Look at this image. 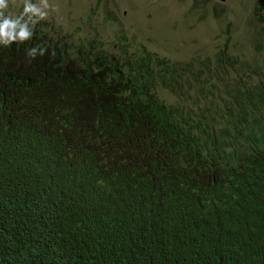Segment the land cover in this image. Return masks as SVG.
Segmentation results:
<instances>
[{"label":"trees","instance_id":"trees-1","mask_svg":"<svg viewBox=\"0 0 264 264\" xmlns=\"http://www.w3.org/2000/svg\"><path fill=\"white\" fill-rule=\"evenodd\" d=\"M25 7L0 34V264H264V76L220 90L224 52H114Z\"/></svg>","mask_w":264,"mask_h":264},{"label":"rangeland","instance_id":"rangeland-1","mask_svg":"<svg viewBox=\"0 0 264 264\" xmlns=\"http://www.w3.org/2000/svg\"><path fill=\"white\" fill-rule=\"evenodd\" d=\"M30 1L40 19L54 23L48 34L60 30L74 42L95 40L117 52L120 43L126 41L132 49H143L175 63H191L203 69L206 62L217 64L215 56L222 49L248 63H260L253 46L264 36V23L256 20L253 5L244 15L249 0H227L223 6L204 0ZM28 2L9 3V8L3 10L2 23L5 19L14 22L18 10ZM239 23L245 24L255 36L248 38ZM170 93L162 92V96L172 100Z\"/></svg>","mask_w":264,"mask_h":264},{"label":"clouds","instance_id":"clouds-1","mask_svg":"<svg viewBox=\"0 0 264 264\" xmlns=\"http://www.w3.org/2000/svg\"><path fill=\"white\" fill-rule=\"evenodd\" d=\"M205 2L212 1L215 3H220V6H223L224 2L227 0H204ZM23 11L28 12L29 15H36V17H39L35 10L33 9V3L32 4H27ZM254 7L253 12L255 14L256 20L259 21V23H264V8L260 9L261 12H258V7L260 8L262 5H264V0H249V7L248 10L246 11V14L249 13V10L251 7ZM9 8V0H0V17L4 15L3 10H7ZM19 11V10H18ZM23 13V12H22ZM27 17L28 18V15ZM242 15V16H244ZM263 15V16H261ZM26 18L23 17V19L27 20ZM17 26L16 23H14L11 19H5L2 24H0V34H8L7 30L8 29H15ZM239 26L242 27L247 31V37L255 36L249 29L248 27L243 24L239 23ZM233 30V28H232ZM21 37H25L29 35L25 31H21L20 33ZM247 44V41H244V46ZM254 53L259 56L260 58V63L259 64H254V63H248L240 58H237L235 56L230 55L225 49L220 50L216 56L220 57L221 52H224V54L228 57H235L234 60L237 61L234 66L230 69L226 68H219V70L216 72L214 75L215 80L218 81L217 88L220 90H224L223 87L224 85H228L229 87H233V85L238 82L236 93L242 90V88L250 86L252 83H254L257 78L263 77L264 76V36H260L257 39V42L253 46ZM215 56V57H216ZM165 58V57H162ZM166 59V58H165ZM207 63V62H206ZM177 65H191L195 68V66L191 63H174ZM197 69V68H196ZM203 70V68H201Z\"/></svg>","mask_w":264,"mask_h":264}]
</instances>
